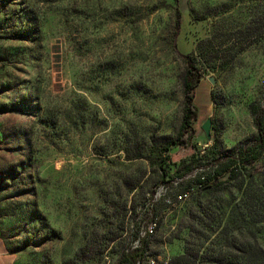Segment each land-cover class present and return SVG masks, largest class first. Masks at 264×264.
<instances>
[{
    "label": "rangeland",
    "instance_id": "obj_1",
    "mask_svg": "<svg viewBox=\"0 0 264 264\" xmlns=\"http://www.w3.org/2000/svg\"><path fill=\"white\" fill-rule=\"evenodd\" d=\"M186 59L202 73L195 134L163 152ZM263 101L264 0H0V240L13 264H122L140 238L142 255L172 263L264 264V152L197 184L216 150L254 136L249 105Z\"/></svg>",
    "mask_w": 264,
    "mask_h": 264
},
{
    "label": "trees",
    "instance_id": "obj_2",
    "mask_svg": "<svg viewBox=\"0 0 264 264\" xmlns=\"http://www.w3.org/2000/svg\"><path fill=\"white\" fill-rule=\"evenodd\" d=\"M175 12V26L178 29L180 25V13L177 8ZM186 60L187 75L183 82L182 95L183 113L178 134L175 138L167 142L161 150L163 152L168 151L174 146L189 147L195 134L192 123L197 117L198 108L194 103L192 90L198 85L202 73L192 59ZM249 111L256 128V133L252 138L240 144L237 148L226 151L216 150L213 157L214 161L210 164L211 169L206 174H201L197 177V184L199 186L217 187L220 184L221 178L228 177L231 174L234 175L247 165L253 166L261 157L264 152V101L251 103L249 105ZM149 197L150 199L153 198V192ZM145 242V239L140 238L139 245L125 253L122 264H136L138 258L149 256L142 255ZM172 264H195V260L194 257L187 259L184 256H178L173 259Z\"/></svg>",
    "mask_w": 264,
    "mask_h": 264
},
{
    "label": "crops",
    "instance_id": "obj_3",
    "mask_svg": "<svg viewBox=\"0 0 264 264\" xmlns=\"http://www.w3.org/2000/svg\"><path fill=\"white\" fill-rule=\"evenodd\" d=\"M0 264H13L11 254L6 249V246L0 240Z\"/></svg>",
    "mask_w": 264,
    "mask_h": 264
},
{
    "label": "built area",
    "instance_id": "obj_4",
    "mask_svg": "<svg viewBox=\"0 0 264 264\" xmlns=\"http://www.w3.org/2000/svg\"><path fill=\"white\" fill-rule=\"evenodd\" d=\"M148 264H172V262L168 258L155 255L154 261H148Z\"/></svg>",
    "mask_w": 264,
    "mask_h": 264
},
{
    "label": "water",
    "instance_id": "obj_5",
    "mask_svg": "<svg viewBox=\"0 0 264 264\" xmlns=\"http://www.w3.org/2000/svg\"><path fill=\"white\" fill-rule=\"evenodd\" d=\"M210 125H211V120L210 119H207L204 124H203V129L205 131V134L207 136V138L210 137Z\"/></svg>",
    "mask_w": 264,
    "mask_h": 264
},
{
    "label": "bare ground",
    "instance_id": "obj_6",
    "mask_svg": "<svg viewBox=\"0 0 264 264\" xmlns=\"http://www.w3.org/2000/svg\"><path fill=\"white\" fill-rule=\"evenodd\" d=\"M148 261H154V257L145 256L138 258L136 264H148Z\"/></svg>",
    "mask_w": 264,
    "mask_h": 264
}]
</instances>
